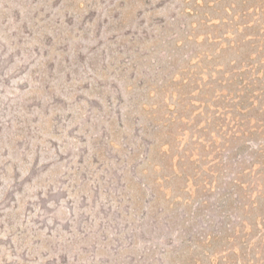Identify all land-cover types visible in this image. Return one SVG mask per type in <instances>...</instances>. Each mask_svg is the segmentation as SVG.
<instances>
[{"label":"rangeland","instance_id":"obj_1","mask_svg":"<svg viewBox=\"0 0 264 264\" xmlns=\"http://www.w3.org/2000/svg\"><path fill=\"white\" fill-rule=\"evenodd\" d=\"M259 35L264 0H0V264H264Z\"/></svg>","mask_w":264,"mask_h":264},{"label":"trees","instance_id":"obj_2","mask_svg":"<svg viewBox=\"0 0 264 264\" xmlns=\"http://www.w3.org/2000/svg\"><path fill=\"white\" fill-rule=\"evenodd\" d=\"M256 37L262 38L264 37V35L262 36L259 35ZM250 57H252V54H249L246 60L243 61V64L245 65L244 66L245 70L242 72V74H240V76L237 75L239 86L241 87L240 91L236 92L235 94H232L230 92L227 95V96H231L232 99H238V104L241 110L250 109L251 107H253L255 102L260 103V101L264 100V68L262 65L264 64V60H263L264 55L258 61H254L256 60V58L253 60H249ZM257 57L259 58V56ZM256 84H258V86L261 85V87L255 88ZM248 104L250 105L246 106ZM256 114L258 116H256L255 118L248 117L247 121L252 120V119L256 121L255 125L250 128H254L256 132L260 131L261 134H263V136H261L262 138H260V141H257V143L259 144V147H261L260 151L264 152V106L263 104L261 103L259 104V106L257 107ZM244 119L245 118L243 117H239L238 119H235L236 120L235 125L238 127L237 131H241V129H243L242 123L246 122ZM248 131H250V129L249 130L243 129L241 134H245ZM249 134H252V133H249Z\"/></svg>","mask_w":264,"mask_h":264}]
</instances>
